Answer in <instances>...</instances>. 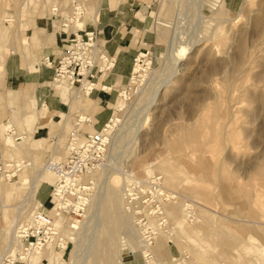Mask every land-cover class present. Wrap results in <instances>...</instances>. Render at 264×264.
<instances>
[{
	"label": "rangeland",
	"instance_id": "obj_1",
	"mask_svg": "<svg viewBox=\"0 0 264 264\" xmlns=\"http://www.w3.org/2000/svg\"><path fill=\"white\" fill-rule=\"evenodd\" d=\"M100 3L0 0V59L14 54L51 70L44 88L66 104L61 114L51 111L33 86L14 105L12 92L23 88L0 92V264H30L37 255L29 256L19 238L11 241L10 230L29 225L38 210L54 216L58 231L34 248L63 252L62 264H116L124 243L134 248L127 264H264V206L255 196L258 181L264 192V0ZM104 16L118 28H135V54L129 78L102 101V83L111 82L116 67ZM142 52L147 57L134 75ZM78 90L88 93L92 109L78 107ZM119 99L124 108L114 112L110 104ZM71 104L78 111L69 115ZM44 107L46 120H23ZM116 112L119 122L111 123ZM67 115L61 137L60 121L51 122ZM109 123L99 151L77 154L78 140L87 143ZM42 137L34 155L30 149ZM69 161L77 176L60 194L57 216L56 185L43 181L32 195L29 185L35 187L41 171L56 176ZM112 172L118 184L103 188ZM21 177L26 188L17 191ZM22 255L27 258L19 261Z\"/></svg>",
	"mask_w": 264,
	"mask_h": 264
},
{
	"label": "bare ground",
	"instance_id": "obj_2",
	"mask_svg": "<svg viewBox=\"0 0 264 264\" xmlns=\"http://www.w3.org/2000/svg\"><path fill=\"white\" fill-rule=\"evenodd\" d=\"M247 2L249 1V0H246ZM100 6V0H98V7ZM80 14V13H79ZM78 20V19H77ZM93 20V24H94V26L93 27H95V25L97 24V22H98V16L96 15V16H94V18L92 19ZM65 21H70L69 19H68V17H66L65 18ZM82 22V21H81ZM68 25H70V24H65V26H68ZM72 25V24H71ZM77 25V27L79 28V27H81L82 26V23H78V24H76ZM75 28V27H74ZM81 38V37H80ZM147 57V54L146 53H144V52H142L141 54H140V56H139V60H138V64H136V66H135V69H134V75H136V74H138V73H140L141 71H142V65H141V63L139 62L142 58H146ZM177 68V67H176ZM169 79V78H168ZM162 85V84H161ZM91 86H93L94 87V85H91ZM164 86V85H163ZM89 88H91L92 89V87H88L87 89H86V91L87 90H89L90 92H91V89H89ZM31 95V86H28V87H26V88H23L22 89V93H20V94H18V93H16V92H14L13 93V101H9V104H13L14 105V102H18V100L21 98V96H24L25 97V100L26 99H28V97ZM125 95V94H124ZM124 95H122L121 97L123 98V96ZM156 99V98H155ZM73 100H77V105H78V107L80 108V109H84V110H90V109H92V105L93 104H95L93 101H92V99L88 96V93H83V92H81V90H78V91H76V93H75V98L73 99ZM124 100L123 99H119L114 105H110V107L112 108V109H114V110H117V109H119V110H121L122 111V109L124 108ZM99 106V105H98ZM94 107H95V105H94ZM42 108V107H41ZM100 108L99 107H97V108H94V113H96L97 112V110H99ZM70 110H71V112H70V114L69 115H71L72 114V112H76V111H78L77 109H75V107L71 104L70 105ZM89 112V111H88ZM87 112V113H88ZM86 113V114H87ZM98 113V112H97ZM89 114V113H88ZM87 114V115H88ZM116 114V116L111 120V123H116V122H119V119H120V117L117 115L118 114V112H116L115 113ZM94 115V114H93ZM96 115V114H95ZM86 116V115H85ZM1 117H2V113L0 112V124L2 123V120H1ZM49 117V111H48V109L46 108V107H44V109L43 110H39V109H37V110H33V112L30 114V115H26V117L23 119L24 121H28L31 125H37V124H39V121L40 120H46L47 118ZM91 117V116H90ZM91 119V118H90ZM69 120H70V116H68L67 115V117H66V119H63V120H61L60 118H54L53 119V121L51 122L52 124L53 123H55L56 125H58L59 123L57 122V121H60V124H61V129H60V131H59V136H64L65 135V133H66V130H67V127H68V123H69ZM89 120V119H88ZM92 120V119H91ZM90 121V120H89ZM94 122H95V120H94ZM50 123V124H51ZM111 123H109L108 125H106V127L103 129V134H104V136H105V133H107L108 131H109V129H111L113 126L111 125ZM51 124V125H52ZM4 126H8V125H4ZM47 126H49V125H47ZM92 127V126H91ZM32 135V134H31ZM93 135V134H92ZM194 136V135H193ZM29 137V136H28ZM33 137V136H32ZM186 137V136H185ZM188 137V136H187ZM31 138V137H30ZM4 139H6V140H8V138H4ZM183 139H184V137L182 138V140L180 141V143L181 142H183V143H181L182 145L183 144H187V142L188 141H186L185 143H184V141H183ZM188 139H190L189 137H188ZM26 140H27V137H26ZM46 141V139H44L43 137L42 138H39V139H37L34 143H35V146H34V143H33V149H30V150H32V152H33V154L34 155H36V154H38L39 152H40V150L42 149V147H43V143ZM87 141V140H86ZM106 141V140H105ZM32 142H33V140H32ZM78 142H79V140H78ZM77 142V145L78 146H82V145H85L86 144V142L85 143H83L82 145H79V143ZM88 142V141H87ZM8 144V143H7ZM4 145H6V142H5V144ZM17 146H19V143H18V145ZM181 146V145H180ZM6 147V146H5ZM35 147V148H34ZM64 149V148H63ZM62 149V150H63ZM46 150V149H45ZM44 150V151H45ZM66 150V149H65ZM58 151V150H57ZM53 153H55V151H53ZM52 156H54V155H52ZM12 157V156H11ZM55 157H56V155H55ZM54 161V160H53ZM46 167V166H45ZM47 168V167H46ZM48 170H50V169H47V170H45V171H43V173H42V171L41 172H39V173H41V175H38V180L36 181V185H35V187H32L31 185H29L30 186V193H31V195L36 191V189L39 187V185H40V183L41 182H46V183H49L50 184V186H54V185H57V177L51 172L52 171V169H51V171H48ZM150 172V171H149ZM113 173V172H112ZM116 173L114 172L113 173V175H109V177H106L105 179H104V181H103V188H108L107 186L109 185V187L110 186H115L116 184H118L117 182H118V180H119V177H118V175H115ZM118 174V173H117ZM150 175H151V172L149 173ZM20 175H22V174H20ZM120 177H121V175H120ZM35 180V179H34ZM27 183V181H26V178H22L21 177V180L16 184V187H15V190H22L23 188H24V186H25V184ZM30 184H31V181H30ZM34 184V183H33ZM26 188V187H25ZM24 188V189H25ZM29 188V187H28ZM102 188V189H103ZM123 188V187H122ZM93 189V188H92ZM110 189H113V188H110ZM116 189L118 190V188L116 187ZM14 190V191H15ZM109 190V189H108ZM113 190H115V189H113ZM117 190H115V192L117 191ZM255 190L257 191L256 193H255V196H256V201L257 202H259V203H261L263 206H264V192H262V187H261V185L259 184V181L256 183V186H255ZM110 191V190H109ZM112 191V190H111ZM113 193H114V191H113ZM16 194V193H15ZM29 194V193H28ZM127 196H131L130 194L129 195H127ZM33 197H34V195H33ZM27 198V196L25 197V199ZM29 198V197H28ZM31 198V197H30ZM55 199H57V201L58 202H60L61 201V198H55ZM122 200V199H121ZM62 203V202H61ZM175 203V202H174ZM78 205V204H77ZM177 206V205H176ZM1 210H3V211H6V209L8 208L6 205H4V204H2L1 203ZM53 212H54V208H53ZM61 213H56L55 215H57V216H59ZM179 224H180V226L182 225V226H186V223H184L183 221H180V222H178ZM181 226V227H182ZM77 228V225L76 224H71V228ZM13 228H14V226H13ZM54 229H57V224H56V222H54ZM57 231H58V229H57ZM10 232H11V235H10V239H11V241L13 240V239H16V230H13V229H11L10 230ZM56 232V231H55ZM10 234V233H9ZM110 236V235H109ZM125 238V237H124ZM70 239H72V237L70 238ZM127 239V238H126ZM54 240V239H53ZM109 240H111V238L109 239ZM128 241L130 242L131 241V239L129 240L128 239ZM122 242H124V241H122ZM125 242H127V240L125 241ZM51 244V243H50ZM60 244V243H59ZM120 244V243H119ZM121 244H123V243H121ZM120 244V245H121ZM14 245H15V243H14ZM48 246V245H47ZM122 246V245H121ZM124 246V247H123ZM122 247L123 248H121L120 249V251H119V249H118V251H119V262L118 263H116V264H127V262H126V260H128L129 258H131V254L134 252V248L132 247V245H130L129 243L125 246V243H124V245H123ZM119 248H120V246H119ZM17 249V248H16ZM9 250H11V249H9L8 248V251ZM27 252H28V254H29V256H30V254L31 253H36L37 255H34L33 257H32V259H31V261H30V264H43V260H45L46 262H47V264H62V261H63V252H57V253H47V252H41L40 251V249L39 248H27V249H25ZM136 250H137V248H136ZM7 251V252H8ZM12 251V250H11ZM15 248H14V251H12L13 252V254L15 253ZM117 251V252H118ZM34 253V254H35ZM4 256V255H3ZM23 257H20V259H18L19 261H23V260H25L26 258H27V255H22ZM126 256V257H125ZM2 258V257H1ZM78 258V257H77ZM75 260H76V257L74 258ZM78 260V259H77ZM2 261V260H1ZM17 264H19V263H17ZM74 264V263H73Z\"/></svg>",
	"mask_w": 264,
	"mask_h": 264
},
{
	"label": "crops",
	"instance_id": "obj_3",
	"mask_svg": "<svg viewBox=\"0 0 264 264\" xmlns=\"http://www.w3.org/2000/svg\"><path fill=\"white\" fill-rule=\"evenodd\" d=\"M115 2L116 0H111L112 5H114ZM101 22L106 30L105 37L108 42V49L110 53L116 57V67L112 78H110L111 82L103 81L102 83V91L105 93V91H111L110 87H114L117 83H124L132 73V62L135 52L132 48L130 35L135 28H132V30H130L129 27L125 29L123 26L118 28L116 25L112 24V20L105 16L101 19ZM108 26H110V28H108ZM0 61L3 62L0 63V65H2V70L0 68V92L19 91L24 87L33 86L39 101L45 100L51 111L58 114L63 113L66 109V104H58L51 90L49 88H44V85L49 82L53 74L51 70L38 66L34 60H26L14 54L7 56L5 59L1 58ZM0 95L2 96L1 93ZM108 95V92L105 94L100 93L99 99L104 101L109 98ZM64 100L69 105L68 89L64 94Z\"/></svg>",
	"mask_w": 264,
	"mask_h": 264
},
{
	"label": "built area",
	"instance_id": "obj_4",
	"mask_svg": "<svg viewBox=\"0 0 264 264\" xmlns=\"http://www.w3.org/2000/svg\"><path fill=\"white\" fill-rule=\"evenodd\" d=\"M88 142L85 145L82 146H76L77 154L81 155V157L88 156L91 153H94L96 151H99L100 146L104 142V134L103 131H100L97 134L90 135ZM13 165H6V168H9L11 170ZM82 168V167H81ZM6 173V172H5ZM6 177L14 176V172H8ZM57 185L53 189L55 192V196H59L61 198L62 195L68 192V189H72V187H69L70 182L72 179H74L77 176V166L76 162L70 163L67 165V168H58L57 169ZM2 177H4V173L1 174ZM73 186V185H72ZM86 190H84L83 193H85ZM55 205L54 207V213L58 214V210H61V203ZM42 208V207H41ZM54 229V216L50 215L49 212H44L41 210H38L33 213L31 216V222L28 225L20 226L18 229H16V237L23 242V246L26 245L25 249L27 248H34L36 244H39V241L52 233ZM36 242V243H35Z\"/></svg>",
	"mask_w": 264,
	"mask_h": 264
}]
</instances>
